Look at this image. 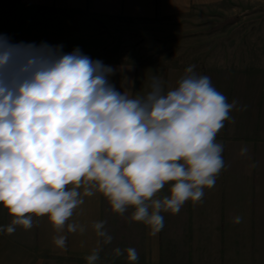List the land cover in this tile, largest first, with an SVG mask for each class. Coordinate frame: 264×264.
<instances>
[{
  "label": "clouds",
  "instance_id": "9594fccd",
  "mask_svg": "<svg viewBox=\"0 0 264 264\" xmlns=\"http://www.w3.org/2000/svg\"><path fill=\"white\" fill-rule=\"evenodd\" d=\"M61 49L0 35V204L13 217L0 231L30 230L33 217H47L57 233L54 246L66 250L65 230L86 231L72 219L76 210L99 193L114 213L132 209L129 219L156 235L162 213L200 203L215 186L226 166L216 137L237 102L196 74L195 65L167 92L153 76L150 91L131 98L110 82L111 66L79 48ZM248 151L245 145L239 154ZM92 228L97 247L87 264H96L113 240L104 221ZM113 253L138 261L135 248Z\"/></svg>",
  "mask_w": 264,
  "mask_h": 264
},
{
  "label": "crops",
  "instance_id": "0c3cea01",
  "mask_svg": "<svg viewBox=\"0 0 264 264\" xmlns=\"http://www.w3.org/2000/svg\"><path fill=\"white\" fill-rule=\"evenodd\" d=\"M258 1L21 0V3L86 14L98 20L147 22L183 16L195 8H253ZM85 53L115 69L110 82L131 98L146 95L153 76L163 80L167 92L176 86L188 67L111 61L97 50ZM259 53L253 48L228 50L226 54L222 52V58L195 65L196 74L210 77L229 103L236 101L237 109L244 108L232 110L231 119L225 121L217 134V142L224 145L226 166L215 186L205 189L200 203L186 202L177 214L162 213L164 228L152 235L143 223L129 219L132 209L123 215L114 213L107 200L97 193L86 197L72 218L85 226L86 231L69 234L65 230L66 250L54 246L53 237L57 233L47 217H33L34 226L30 230L17 226L10 235L0 231V264H87L85 257L97 247L98 237L92 224L99 221L105 222L113 240L102 246L96 264H129L126 253L114 255L116 247L135 248L136 264H264V67L252 60ZM241 54L251 59L245 64L232 59ZM245 145L249 151L241 156L240 149ZM162 191L168 194L167 186ZM1 212L0 227L6 228L13 217L3 205ZM237 216L243 218L241 223L234 222Z\"/></svg>",
  "mask_w": 264,
  "mask_h": 264
},
{
  "label": "rangeland",
  "instance_id": "374dc122",
  "mask_svg": "<svg viewBox=\"0 0 264 264\" xmlns=\"http://www.w3.org/2000/svg\"><path fill=\"white\" fill-rule=\"evenodd\" d=\"M0 35L12 43L62 46V51L79 48L83 54L97 50L111 61L169 67L199 65L222 58L228 50L253 48L261 53L252 60L264 67V0L253 8H195L183 16L147 22L98 20L0 0ZM232 59L245 64L251 58L241 54ZM1 211L2 204L0 219Z\"/></svg>",
  "mask_w": 264,
  "mask_h": 264
}]
</instances>
